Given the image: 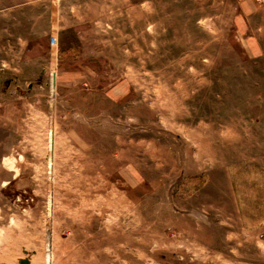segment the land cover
Masks as SVG:
<instances>
[{"label":"rangeland","instance_id":"374dc122","mask_svg":"<svg viewBox=\"0 0 264 264\" xmlns=\"http://www.w3.org/2000/svg\"><path fill=\"white\" fill-rule=\"evenodd\" d=\"M0 264H264V0H0Z\"/></svg>","mask_w":264,"mask_h":264}]
</instances>
